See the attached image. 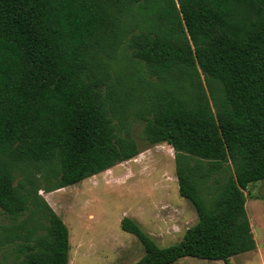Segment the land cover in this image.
I'll use <instances>...</instances> for the list:
<instances>
[{
	"label": "trees",
	"instance_id": "1",
	"mask_svg": "<svg viewBox=\"0 0 264 264\" xmlns=\"http://www.w3.org/2000/svg\"><path fill=\"white\" fill-rule=\"evenodd\" d=\"M146 1L0 0V212L23 217L0 227L12 264H67V229L38 191L135 157L133 121L146 148L171 146L197 221L158 247L123 217L144 249L132 264L255 249L243 191L264 179V0H157L155 26Z\"/></svg>",
	"mask_w": 264,
	"mask_h": 264
},
{
	"label": "rangeland",
	"instance_id": "2",
	"mask_svg": "<svg viewBox=\"0 0 264 264\" xmlns=\"http://www.w3.org/2000/svg\"><path fill=\"white\" fill-rule=\"evenodd\" d=\"M160 11L157 0H148L140 16L149 26H155ZM130 66L128 70L135 72V66ZM131 126V135L141 150L135 160L59 190L38 191L65 224L69 239L68 264H132L139 260L144 253L143 246L135 235L121 229L123 217L133 219L158 247L179 242L185 230L197 221L194 208L176 189L172 148L166 144L146 148L141 132L143 125L133 121ZM38 185L46 186L42 180ZM243 194L255 249L237 254L229 262L264 264V179L249 184ZM15 221L0 212V227ZM17 243L9 242L0 248L1 264L13 263ZM173 264L224 263L185 256Z\"/></svg>",
	"mask_w": 264,
	"mask_h": 264
},
{
	"label": "crops",
	"instance_id": "3",
	"mask_svg": "<svg viewBox=\"0 0 264 264\" xmlns=\"http://www.w3.org/2000/svg\"><path fill=\"white\" fill-rule=\"evenodd\" d=\"M160 144H166V143H160ZM166 145H168V144H166ZM169 147H171L170 145H168ZM140 153H141V150H140ZM140 153H138L135 157H133V158H131V159H129V160H127V161H130V160H135L136 159V157L137 156H139V154ZM174 157V156H173ZM127 161H124V162H127ZM123 163V162H122ZM120 164V163H119ZM118 164H116L115 166H117ZM115 166H113V167H115ZM113 167H111L110 169H112ZM107 170H109V169H107ZM107 170H105V171H107ZM104 172V171H103ZM100 173H102V172H100ZM99 174V173H98ZM95 175H97V174H95ZM95 175H93V176H95ZM92 177V176H91ZM89 178V177H88ZM87 179V178H86ZM84 180V179H83ZM176 180H177V178H176ZM70 186V185H69ZM67 187V186H66ZM63 188H65V187H63ZM60 189H62V188H60ZM176 189L178 190V185H177V182H176ZM57 190H59V189H57ZM179 194V193H178ZM180 196V195H179ZM181 197V196H180ZM183 198V197H182ZM187 201V200H186ZM185 201V202H186ZM178 202H180V201H178ZM67 254H68V257H67V264H68V261H70L69 259H70V255H69V239H68V251H67ZM144 254V253H143Z\"/></svg>",
	"mask_w": 264,
	"mask_h": 264
}]
</instances>
